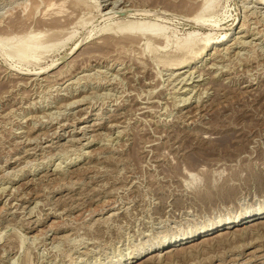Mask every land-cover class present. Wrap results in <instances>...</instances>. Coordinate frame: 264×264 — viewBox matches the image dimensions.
I'll list each match as a JSON object with an SVG mask.
<instances>
[{"label": "rangeland", "instance_id": "rangeland-1", "mask_svg": "<svg viewBox=\"0 0 264 264\" xmlns=\"http://www.w3.org/2000/svg\"><path fill=\"white\" fill-rule=\"evenodd\" d=\"M253 4L0 0L1 36L59 25L33 65L16 64L0 41V264H264V223L253 222L153 257L185 233L264 208V9ZM130 5L148 14L125 13ZM102 6L113 13L100 19ZM195 15L205 23H190ZM243 15L249 33L221 57L224 42L189 72L191 63L162 64L190 32L186 61L211 29L241 36ZM105 31L135 41L103 57L79 54ZM58 57L70 59L59 74L13 71Z\"/></svg>", "mask_w": 264, "mask_h": 264}, {"label": "bare ground", "instance_id": "bare-ground-1", "mask_svg": "<svg viewBox=\"0 0 264 264\" xmlns=\"http://www.w3.org/2000/svg\"><path fill=\"white\" fill-rule=\"evenodd\" d=\"M241 1H247V0H241ZM250 2H253L254 4H256V6L259 8V9H264V0H248ZM118 2V1H117ZM243 4V3H242ZM253 4V5H254ZM92 5V4H91ZM121 6V5H120ZM140 6V5H138ZM125 7L124 9H122L125 13H129L130 15H137V14H140V15H143V16H146L148 14V12L144 11V10H138V9H135L134 8V5H130L129 6H123ZM128 7V8H127ZM136 7V6H135ZM143 7V6H141ZM140 8V7H139ZM243 8H245L243 6ZM248 8V7H247ZM143 9V8H142ZM245 10V9H244ZM243 10V11H244ZM74 11V10H73ZM101 11L100 12V16L99 18L100 19H103L105 18L106 16H109L110 15V12L112 11V8H108L107 6H102V9L99 10ZM148 11V10H147ZM119 12V11H118ZM121 12V11H120ZM139 12V13H138ZM201 12V11H200ZM72 13V12H71ZM113 13V12H111ZM115 13V12H114ZM188 14V13H187ZM151 15V14H149ZM186 15V14H185ZM70 16V15H69ZM67 16V17H69ZM246 16V15H245ZM245 16H241L237 22V24L235 25V28L237 27V30H238V33H241V36H236V37H230L228 36V31L225 30L223 31L222 33H220L218 36H216V33L213 32L215 30L214 29H211L209 31V34H206L205 38H204V41H203V44L201 47L197 48V50H194L192 52V56H191V60L189 61H186L187 60V57H190V56H187V53L191 52L192 49H193V44L196 42V39L194 38L193 33L194 32H190L189 33V37L188 38H185V40H183V42H178L175 47L173 48L172 51H169L171 53H168L170 55H168L166 53V55H168L169 57H171V59L169 60V62L167 63H162L164 66H177L179 67V65L181 66L182 64H186V66L191 63L192 65H189L188 66V69H187V72H189V70H192V69H196L197 67H199L196 62H203L205 60H207V58L210 57V55L213 53L212 50L215 49V46L216 44H220L222 42H224V45L225 47H223L222 49H218L214 52V54L216 56H220V52L223 50L225 52L229 51L232 47H234V45H237L238 43H240L241 40H239L240 38L242 37H246L247 35V32L248 30V20L245 18ZM82 17V16H81ZM139 17V16H138ZM141 17V16H140ZM247 17V16H246ZM66 18V17H65ZM91 18V17H90ZM98 18V19H99ZM108 18V17H107ZM64 19V18H63ZM93 19V18H91ZM91 19L89 20V22L91 21ZM188 19V18H187ZM190 19V23H194V22H197V21H201L204 22L205 20H201L199 17L197 18L196 15L195 17H189ZM67 20V19H66ZM188 21V20H187ZM257 21V20H256ZM80 22L81 24L80 25H84L82 24L84 22V19L82 20L80 18V21L78 20L77 23ZM88 22V21H87ZM88 22V23H89ZM140 22V21H139ZM142 22V21H141ZM252 22V21H251ZM58 23V20L57 19H54L52 21V24H48L49 25V28H48V32L44 33V32H41V30H38V31H33L32 33H29V32H22L20 34H22L21 36H16L15 33H7L4 34L6 35V37L4 36H1L0 35V41L1 42H5L7 45H9V48H5L4 47V51L6 56L11 58L12 60H15V62H17L16 64L18 63H21L22 62H25L24 64H32L33 65V62H31L30 60L34 59L35 57H37V52L40 48V46H47L48 44L51 45L52 47V43L51 42H55L56 37H58L57 35V31L55 29H53V27H58L59 25H57ZM62 23V22H61ZM205 23V22H204ZM202 23V24H204ZM256 23V22H255ZM86 24V23H85ZM62 25V24H61ZM251 25V24H250ZM257 25V24H256ZM64 26V24H63ZM21 27V26H20ZM44 27V26H43ZM109 27V24H105L104 26H102L100 29L102 30H105L108 29ZM126 27V26H125ZM257 27V26H256ZM143 28V27H142ZM52 29V30H51ZM129 28H124V27H118L116 29V31H120V30H128ZM160 30V29H159ZM62 31V30H61ZM133 31H137L133 29ZM132 31V32H133ZM148 30H145L144 33H146ZM152 31H155V30H152ZM150 31V32H152ZM157 31V29H156ZM65 32V31H64ZM94 32V30H92V33ZM106 32V31H105ZM115 32V31H114ZM131 32V31H130ZM214 33V34H211V33ZM43 33V34H42ZM63 33V32H62ZM92 33L90 32V35H92ZM103 33V32H102ZM138 33V32H137ZM142 33V32H141ZM149 33V32H148ZM159 33V32H158ZM249 33V32H248ZM258 32H255L254 34H256ZM260 33V32H259ZM264 33V32H263ZM262 33V34H263ZM67 34V33H66ZM65 34V35H66ZM69 34V33H68ZM94 34V33H93ZM101 34V33H100ZM126 34V33H125ZM62 35V34H61ZM124 35V34H123ZM130 35V34H129ZM258 35V34H257ZM8 36V37H7ZM121 36V35H120ZM119 38H116L114 37V33H108L106 32V34H101L100 35V40L98 39L97 41L95 42H91V45L88 46L82 53H79V54H82V55H86V56H90L91 54H93L92 56H94L96 53V55L100 56L102 55L103 57V54L106 55V54H110L111 51H117L116 48H121V47H124L126 46L128 43H134L135 39H134V36L136 35H133L131 34L132 37L130 36H121ZM144 36V35H143ZM90 37V36H89ZM153 37V36H152ZM13 38H16L15 40H13ZM139 37H136V42L139 41L138 39ZM145 38V37H144ZM148 38V37H147ZM146 38V39H147ZM154 38V37H153ZM156 38V37H155ZM159 38V36L157 37ZM237 38V39H236ZM54 39V41H53ZM83 39V38H82ZM134 39V40H133ZM145 39V40H146ZM79 40V39H78ZM144 40V41H145ZM160 41H163L165 43V45L162 44V46H164L166 48V46L168 45V36H164L162 38V40L159 38ZM248 40V39H247ZM81 41V40H80ZM149 42V41H148ZM162 42V43H163ZM230 42V43H229ZM242 42V41H241ZM161 43V42H159ZM56 44V43H55ZM76 45H74V47H72V50L73 51L74 49L76 50L77 52V49L79 48V44H81V42H76L75 43ZM130 45V44H128ZM127 45V46H128ZM132 45V44H131ZM149 48V44H145V47ZM45 46V47H46ZM49 46V45H48ZM47 46V47H48ZM82 46V45H81ZM80 46V48H81ZM134 46V45H133ZM154 46V45H153ZM156 46L158 45H155V48ZM214 46V47H213ZM129 47V46H128ZM135 47V46H134ZM133 47V48H134ZM151 47V46H150ZM160 47V46H159ZM126 48V47H124ZM162 47H160L161 49ZM82 49V48H81ZM80 49V50H81ZM123 49V48H122ZM211 49V50H210ZM83 50V49H82ZM124 50V49H123ZM122 50V51H123ZM156 50H158L156 48ZM79 51V50H78ZM119 51H121L119 49ZM121 51V53H122ZM149 51H153V49H149ZM167 51V50H166ZM209 51V52H208ZM118 52V51H117ZM125 52V51H124ZM156 52V51H155ZM68 53V52H67ZM154 53V52H153ZM69 54V53H68ZM78 54V53H76ZM75 54V55H76ZM190 54V53H189ZM203 54V56H201ZM214 54H212L211 56H213ZM230 54V53H229ZM73 55V56H75ZM113 55V54H111ZM117 55V54H116ZM120 55V54H119ZM162 55V54H161ZM72 56V57H73ZM167 56V57H168ZM208 56V57H207ZM71 57V58H72ZM76 57V56H75ZM80 57V56H79ZM95 57V56H94ZM120 57V56H119ZM205 57V58H204ZM224 57V56H223ZM63 58V57H62ZM98 58V57H97ZM199 58V59H198ZM39 59V58H38ZM121 59V57H120ZM197 59V60H196ZM58 60H60V57L58 58H55L53 60H51V62H49L47 65L45 66H42L39 70H36V71H33L32 73H29L27 70H24V71H21V70H14L13 71L15 72V76H19L20 74H34V75H37V74H44V73H57L59 74V72H61V70L63 69V67H65L66 64L69 63L70 59L66 62H63L61 65L58 64ZM83 60V59H82ZM122 60V59H121ZM196 60V61H195ZM114 63H120L119 62V58H118V61H117V56H116V59H114ZM58 65V66H57ZM201 65V64H200ZM112 66V65H111ZM196 67V68H195ZM22 68V67H20ZM183 72H186V71H183ZM83 74V73H82ZM62 75V74H61ZM179 75V74H178ZM212 75V74H211ZM56 76V74H55ZM54 76V77H55ZM83 76V75H82ZM210 76V75H209ZM21 77V76H20ZM23 77V76H22ZM43 78H47V75L46 76H43ZM182 81V80H181ZM73 83V82H72ZM192 91V90H191ZM71 101V100H70ZM74 117V116H73ZM111 126V125H110ZM43 137V136H42ZM72 140V139H71ZM74 176V175H73ZM208 193V192H207ZM221 194V193H220ZM29 201V200H28ZM35 206V205H34ZM264 217V208L255 212V213H252V214H247V215H244V216H239L237 218H235L234 220H231L229 222H219V221H214V222H211L209 224H206L204 225L203 227L197 229V230H194V231H191L189 233H185L177 238H174L170 245H168L166 247V249H164L162 252L160 253H163V254H159V252H153V257L154 259H156L157 257H159L160 255H164V254H167L166 256H172L174 255L176 252H179V249H178V245L176 246L177 243H180V242H185V241H188V240H191L193 239L194 237H196L197 235H201V234H207L208 232H212V231H217L216 232V235L215 236H218V237H221L223 238V233L225 232H230L228 231L229 228H234L233 230H241V227H239V225H241L242 223H245V222H253L252 224H256V223H264V219L263 221L261 220L262 218ZM259 220V221H258ZM254 221H257V222H254ZM264 226V225H263ZM239 227V228H238ZM256 227V226H255ZM253 231V230H252ZM257 231V230H256ZM231 233V232H230ZM246 233V232H245ZM252 233V232H251ZM259 233V232H258ZM223 235V236H222ZM242 235V234H241ZM245 235V234H244ZM207 235L203 236L202 240L204 241L206 238ZM212 237V236H211ZM237 237V236H236ZM243 237V236H242ZM214 238V237H213ZM239 238V237H238ZM209 239V238H208ZM235 239V238H234ZM242 239V238H241ZM201 240V242H202ZM210 240V239H209ZM170 242V241H169ZM195 242V241H194ZM193 242V243H194ZM200 242V241H198ZM192 243V244H193ZM189 245V244H188ZM161 247V246H160ZM184 247V246H183ZM178 249V250H177ZM182 249V248H181ZM180 249V250H181ZM146 251V250H145ZM141 255V254H140ZM137 256H130L128 257V259H133V258H136ZM151 257V256H150ZM188 258V257H187ZM137 259V258H136ZM148 260V259H147ZM104 264H121L120 262V259H116V260H111L107 263H104Z\"/></svg>", "mask_w": 264, "mask_h": 264}, {"label": "water", "instance_id": "water-1", "mask_svg": "<svg viewBox=\"0 0 264 264\" xmlns=\"http://www.w3.org/2000/svg\"><path fill=\"white\" fill-rule=\"evenodd\" d=\"M65 57L61 58L60 60H63Z\"/></svg>", "mask_w": 264, "mask_h": 264}]
</instances>
